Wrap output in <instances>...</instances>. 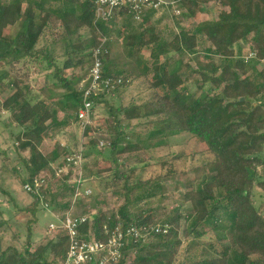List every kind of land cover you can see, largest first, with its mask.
Masks as SVG:
<instances>
[{
	"label": "trees",
	"instance_id": "1",
	"mask_svg": "<svg viewBox=\"0 0 264 264\" xmlns=\"http://www.w3.org/2000/svg\"><path fill=\"white\" fill-rule=\"evenodd\" d=\"M26 1L0 0V62L9 60L12 67L23 62L25 66L38 65L41 71L50 70L54 86L66 93L61 101L65 106L64 118L59 120V110L51 102L35 97L17 78L11 79L9 72H0V97L4 96L0 112L8 113L11 123L20 128L14 138L23 165L20 170L26 173L23 186L43 173L53 176V168L64 165L69 152L60 144L48 153L42 151L51 130L70 126L76 116L83 135L93 132L90 125L84 129L80 126L78 111L83 91L76 88V78H68L65 72L92 64L101 39L112 40L108 26L115 18H125L129 28L124 37L127 56L138 57L143 49L151 50L152 63L144 73L152 74L149 83L153 92L140 105L135 102L117 108L108 105L109 95H116L126 87L131 73L124 75L111 67L107 41L103 78L121 77L123 84L116 91L93 96L91 100L93 111L97 104L109 106L113 117L110 140L100 146L102 141L97 133H91L80 148L85 161L92 152L95 163L100 160L110 163L104 172L112 173L113 178L104 187L108 188L109 183L116 192L123 190L124 204L117 211L96 213L81 226V232L106 241L109 232L118 226L123 230L130 226H169L167 234L152 232L145 239H131L122 250L123 259L116 264H264V215L254 200L256 189L264 192V70H259L264 60V0H175L191 18L205 12V6L211 3L224 10L215 20L201 21L191 29L179 27L171 39L163 38L153 28H144L145 23L157 16L155 10L142 14V25L136 30L132 26L134 13L128 8L105 22L97 20L96 6L91 0H34L24 8ZM83 30L87 36L82 34ZM45 32L50 33L51 40L38 48ZM57 44L64 49L61 56L54 52ZM246 46L249 52L257 53L256 60H245ZM184 55L198 63L197 69L182 72L180 59ZM202 57L207 66L200 61ZM60 59H65L62 67L58 65ZM171 65L175 66L173 71ZM195 78L200 82L196 92H191L188 83ZM143 120L148 121L146 132L135 134L137 143L145 145L143 149L163 148L171 139L190 134L213 158L208 164L210 173L194 182L180 196L181 202L173 215L164 219H157L151 208L149 200L154 194L134 196L138 189L151 184L135 182V170L125 169L120 163L121 158L143 150L128 141L134 134L133 122ZM25 152L27 158L22 155ZM85 168L86 164L84 177L90 179L92 176L86 174ZM65 181L59 183L56 194L49 192L52 208L60 214L69 209L65 200L68 192L73 193ZM29 195L33 203L21 210L31 214L36 225L41 204L35 195ZM184 204L187 207H181ZM183 221L187 228L182 226ZM30 227L31 224L24 248L9 246L0 252V264H60L65 259L68 238L64 233L46 245L36 246ZM206 233L216 237L210 246L215 256H190L178 261L183 238L199 240Z\"/></svg>",
	"mask_w": 264,
	"mask_h": 264
},
{
	"label": "rangeland",
	"instance_id": "2",
	"mask_svg": "<svg viewBox=\"0 0 264 264\" xmlns=\"http://www.w3.org/2000/svg\"><path fill=\"white\" fill-rule=\"evenodd\" d=\"M33 2L34 0H28ZM224 10L216 3H211L205 6V12L200 13L196 18L189 17L187 11L182 10L181 15H176L171 12H160L154 19L149 20L144 24V28H153L163 38L171 39L178 28L191 29L196 24L204 20H215L219 12ZM125 18H115L110 28L112 40L108 47L109 63L116 71H122L124 75L131 73V78L126 87H123L118 94L109 95L107 98L108 105L115 108L122 107L135 102L142 104L150 98L153 90L150 88L149 79L152 77L148 71L152 63L151 50L149 48L143 49L140 54L129 58L127 56L126 48H124V37L127 34L128 27L125 25ZM142 22H135L132 20V26L137 30L141 27ZM10 30L9 32H13ZM174 32V33H173ZM120 33V34H119ZM84 36H87L85 30L82 31ZM108 43V42H107ZM107 45V44H106ZM54 52L58 55L64 53L61 44L54 47ZM244 56L249 54L248 46L245 47ZM178 56V55H177ZM176 56V57H177ZM203 56V54H201ZM65 60V59H64ZM64 60H61L58 65L63 66ZM189 55H184L181 62L182 72L189 68L197 69L198 63L192 61ZM165 58L161 57V62ZM202 64L207 66L208 62L202 57L200 59ZM35 65V64H34ZM29 65L25 68L23 66H14L10 69L12 74L11 79L17 78L21 86H26L29 90H34L37 98L46 95L53 105V108L59 110V115L64 116L65 106L61 104L63 95L66 93L61 87L50 86V80H53V73L49 70L41 71L40 67L36 65ZM175 65V64H174ZM171 65L170 70L175 68ZM92 64L87 63L83 67L68 70L65 75L68 78L75 77L76 88L81 85L83 80H87L90 75ZM148 66L147 73L145 68ZM185 66V67H184ZM259 70H264V64L259 65ZM47 84L44 92V84ZM81 82V83H80ZM198 79H193L188 83L191 92H196L198 88ZM209 86L206 87L207 90ZM204 90V91H205ZM11 92V91H10ZM4 96L2 97V100ZM75 115V113H73ZM73 122L71 128L65 131L57 139L65 146L67 152L81 147V144L87 143L91 133L104 142L106 145L110 140L111 130L113 127V117L110 114L109 106L102 104L95 105V110L92 116V131L86 136L83 135L82 130L78 126L76 116L72 117ZM148 121H134L133 132L131 139H128L133 145L143 146L138 144L135 134H144L147 130L146 124ZM20 131V128L11 123L10 115L0 114V252L4 251L9 246H14L22 250L26 244L28 236L29 224H31V231L33 236V243L38 246L40 244L46 245L55 238V234L49 233L48 228L51 223H57L58 219L51 210H46L40 207L37 212L38 223L33 224V217L31 214L23 212L21 209L28 207L33 203V198L27 194L23 189V180L26 178V173L22 168V160H19L15 136ZM144 138V136H143ZM45 144V143H44ZM42 149L47 153L52 149V144L44 145ZM153 146V145H152ZM5 152V155L2 153ZM90 157L85 161V172L91 175L88 179V185L92 189V196L79 202L77 212L82 214L100 213L103 211H117L124 204V192L119 190L116 192L108 183V188H105V182H111L113 178L112 173H106L104 170L109 168L110 163L100 160L97 164L94 162V154L89 152ZM7 155V158H5ZM23 157L28 155L23 153ZM126 159L121 158L120 163L124 165L125 169L135 170V182L142 183L149 182L151 185L138 189L134 196H146L154 194L155 196L149 200L151 208L155 212L157 219H164L167 216H172L173 210L181 202L180 196L189 190L195 182L202 180L203 176L209 172V163L213 161L210 154L203 151L202 146L195 143V139L190 134L181 135L170 140L169 145L163 148H147L142 151H137L133 155L125 156ZM165 162V163H163ZM84 164V165H85ZM98 172H103L98 175ZM160 178V179H158ZM60 182V181H59ZM59 182H50L49 192L56 194L59 189ZM6 192V193H4ZM69 192L66 197L69 198ZM255 205L264 215V192L256 189L254 194ZM181 207H187L182 205ZM54 210V209H53ZM187 210V209H184ZM182 226L187 228L188 224L182 222ZM207 230V229H206ZM183 238V236H182ZM216 240L212 234L206 233L203 238L193 240V238H183L184 245L181 256L178 261L182 262L186 257H204L211 258L215 256L210 246ZM229 243V242H228ZM216 249L220 250V246L216 244Z\"/></svg>",
	"mask_w": 264,
	"mask_h": 264
},
{
	"label": "built area",
	"instance_id": "3",
	"mask_svg": "<svg viewBox=\"0 0 264 264\" xmlns=\"http://www.w3.org/2000/svg\"><path fill=\"white\" fill-rule=\"evenodd\" d=\"M96 6V16L98 21H109L114 18L118 11L128 8L134 13V21L142 22V14L147 10L161 12H171L181 15L183 12L180 4L175 0H91ZM101 44L94 50V60L90 69V75L87 80L81 84L83 91V103L78 111V119L82 129L92 124L94 103L91 100L93 96L103 93L110 94L122 87L123 79L121 77L103 78V61L108 50L106 48L107 39L103 37ZM245 60H256L257 53L249 52L244 57ZM261 64H264V60ZM100 142V146H104ZM85 158L81 148L78 151L69 152L62 167L53 168L54 175L43 173L36 177L33 183H27L23 186L27 194L35 195L46 210H51L57 217V223L49 225V233L56 236L64 233L68 238V248L65 259L60 264H116L123 259V248L131 239L138 241L147 238L152 232L155 234H167L168 225H156L153 227L130 226L126 230L118 226L109 232L106 241H99L91 233L85 235L81 232V226L91 221L93 213L82 214L77 212V206L80 201L90 198L93 194L88 185V179L84 177ZM66 180V184L73 189L67 201L69 209L60 214L54 211L50 202L49 185L52 181ZM55 236V237H56Z\"/></svg>",
	"mask_w": 264,
	"mask_h": 264
},
{
	"label": "crops",
	"instance_id": "4",
	"mask_svg": "<svg viewBox=\"0 0 264 264\" xmlns=\"http://www.w3.org/2000/svg\"><path fill=\"white\" fill-rule=\"evenodd\" d=\"M10 0H4V2H9ZM31 4L32 2H29L28 0L26 1V3L24 4V8L28 5V4ZM45 8H49L48 6H46ZM48 40H51V37H50V33H47V32H45L44 33V35L41 37V39H40V41H39V45H38V48H41L42 46H44L45 44H46V41H48ZM56 55V54H55ZM62 55V54H61ZM61 55H58L57 54V56H61ZM62 59H60L59 61H61ZM23 66V68H25L26 66L23 64V62L22 63H20V64H18V65H14L15 67L17 66ZM29 65H33V64H29ZM35 67H36V65H34ZM42 67H40L39 69H41ZM10 69H12V66L9 64V60L8 61H5V62H0V72H9L10 73ZM11 74V73H10ZM11 77H12V75H11ZM49 82V87L50 86H54V83H55V81L54 80H50V81H48ZM46 86H47V84H46V82H45V84H44V86H43V90H41V92H44V91H46L45 90V88H46ZM32 91V94L35 96V97H37V95L35 94V92H34V90H31ZM44 94H45V92H44ZM40 99H44V100H47L48 102H50V99H48L47 97H46V95H44L43 97H39ZM0 101H2V97H0ZM1 113H5V114H8V113H6V112H3V111H1L0 112V114ZM9 115V114H8ZM58 116H59V120H62L63 118H64V116H60L59 114H58ZM71 126H72V124L70 125V126H68V127H65V128H63V129H56V130H51V132H50V134H49V137H48V139L45 141V144L46 145H51L52 144V149L54 148V146L56 145V144H60L61 145V147L62 148H66L65 146L63 147V145L59 142V140L57 139L58 137H60V135H62L63 136V134H65L64 132L65 131H67L69 128H71ZM44 144V145H45ZM51 149V150H52ZM67 149V148H66ZM50 150V151H51ZM42 151L43 152H45L44 151V149H42ZM46 153V152H45ZM48 153V152H47ZM25 154H27L28 155V153L27 152H25Z\"/></svg>",
	"mask_w": 264,
	"mask_h": 264
}]
</instances>
